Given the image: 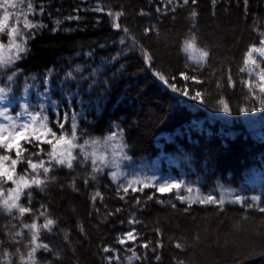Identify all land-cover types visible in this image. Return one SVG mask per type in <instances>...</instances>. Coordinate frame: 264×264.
Instances as JSON below:
<instances>
[{
    "label": "trees",
    "instance_id": "1",
    "mask_svg": "<svg viewBox=\"0 0 264 264\" xmlns=\"http://www.w3.org/2000/svg\"><path fill=\"white\" fill-rule=\"evenodd\" d=\"M9 12L28 50L0 69L8 90L0 110L15 118L21 105L36 112L43 105L57 135L71 133L75 116L76 143L99 141L85 152L104 155L109 166L94 172L77 148L72 168L55 165L43 190H25L31 202L25 195L20 203L32 211L22 220L0 211V264H8L5 252L11 264L27 258L31 232L23 224L42 225L45 209L55 224L40 230L49 250L38 249L37 264H264V111L258 88L243 83L254 78L240 71L264 38V0H24ZM25 19L36 27L25 28ZM193 36L209 53L203 66L183 51ZM185 88L204 103L181 95ZM20 143L25 156L39 153L33 161L49 160V144ZM163 183L181 187L160 192ZM208 196L217 203L192 202Z\"/></svg>",
    "mask_w": 264,
    "mask_h": 264
},
{
    "label": "snow or ice",
    "instance_id": "2",
    "mask_svg": "<svg viewBox=\"0 0 264 264\" xmlns=\"http://www.w3.org/2000/svg\"><path fill=\"white\" fill-rule=\"evenodd\" d=\"M23 2L24 0H0V9H3V16L2 18H0V69L9 68L16 60L21 58L22 53H25L28 50L26 46V39L21 29L9 22L10 18L13 15L11 12H9V9L16 8L18 6V3ZM184 2L188 3V0H184ZM194 2L195 0H193V3ZM28 8H32V4L30 2L28 3ZM192 16L193 18L196 16L195 11H193ZM116 26L119 27V25ZM24 27L31 29L33 27H36V25L30 23L27 19H25ZM4 36L8 37V41L6 44L3 42ZM18 40L21 42H18ZM5 50L8 51L9 55H4ZM183 51L188 55V59L192 61V63L198 64L200 66H203L209 56L208 51L197 47L194 36L190 40H186L184 42ZM254 53L256 55H253ZM257 57H259V59ZM243 63L244 67H241L240 71H247L249 77L254 78L252 80L243 81V83L248 86L249 92H253L254 89L258 88L260 95L254 96V98L259 100V103L261 105L260 110L264 111V66H262L264 65V38L260 39L259 46L252 45L249 47L243 58ZM249 65H251V67H249ZM13 76H15L14 72L11 75H8L7 79L9 81H12ZM181 76L185 80H193L196 83H200V81L196 77L185 75L183 73H181ZM159 78L161 80H164L163 76H159ZM257 81H259L258 84ZM165 83L167 82L165 81ZM231 84L232 77L229 76V85L231 86ZM172 90L175 92L177 91V88L175 86H172ZM7 91V89L0 87V103H2L6 98ZM181 95H185L191 100H199L200 103H204L202 94L199 91H197L195 95H189L187 88H185L181 92ZM54 103L55 102H53V104ZM218 103L222 106V111H224L225 113H228L230 111L229 105L223 99L219 100ZM21 108L22 110L16 113L15 118L7 114L8 109L6 107L0 110V119L6 121V123L0 122V149H4L5 152H11L15 150L16 153L15 158H12L10 155L0 154V211H2L6 215L11 216L13 219H16V213H19V218H21L22 220L26 213H30L32 211L31 208L20 203L21 197L25 195L29 198V202H31L32 193L25 192V190L30 189L33 185L43 190V186L49 179H51V177L48 176V173L55 165L72 168V162L77 158L76 155L73 154L75 149H80V153L84 155L85 160H88L89 158L91 159L94 172L102 170L99 165H109L107 164V160L104 155H97L95 152H85L86 145H95L99 143V141H85L84 144L76 143L78 136L75 116L72 117L73 122L71 133L62 132L61 134L57 135L56 132L48 127V118L43 114V105H40L39 112L30 111L29 107L25 105H21ZM256 110L257 109L255 108L252 109V111ZM241 111H247V109H241ZM22 117H26V119H24L22 122H18ZM65 120L67 121V116H65ZM58 126L61 129H64L63 123L58 124ZM33 140H38L41 143L49 144L51 146V151L49 152H45L43 148H41L40 150L41 152H45V154L49 157V160L47 162L43 159H40L39 161L32 160L31 157L33 155H39V153H29L28 156L24 155L25 152H28V149L23 147V144H21L20 141L31 144ZM114 140H116L115 133H113L109 137H106L104 142L107 143ZM37 146L38 145L33 144V147ZM118 147L122 149L123 145H118ZM9 161L10 163H6ZM21 163H27L28 168L31 169V172L25 169L22 174L17 173L16 167ZM112 175L115 179L116 173H113ZM9 182L11 183V185H13V187L6 189L4 187V184ZM132 183H140V181L137 180L129 182V186H131ZM149 186L150 184L144 183V187ZM180 187V184L163 183L159 185L158 190L160 192H164L172 188L179 189ZM137 190L138 189H133V191ZM187 191L191 192L192 189L188 188ZM124 192H128V187L124 188ZM96 195L98 196L99 193H97ZM177 198L181 199L182 202L184 200L183 197ZM252 199L255 201L257 197H253ZM192 202H199L201 204L217 203V201L211 196L204 198L197 197L196 200H193ZM236 202H239V200H237ZM223 203V200L219 201L220 205H222ZM260 211H264V208H261ZM40 215L45 217V222L42 225H38L35 220L31 224H23V228L29 229L31 232V240L29 242L31 247L29 249L27 258L21 256L22 264H37L35 253L38 251V249L43 248L46 251L49 250L47 244L39 242L40 230L45 229L51 231V226L55 224V221L46 216V209L44 212H41ZM14 235L23 236L24 233L18 231L14 233ZM127 236L130 239L135 238L131 232H129ZM119 242L124 243V240L121 238ZM147 246L148 245H144V247ZM26 247H28V245H26ZM176 247L180 248L181 245L177 244ZM19 251L20 249H17V252ZM105 251H109V249H105ZM8 258L9 253L5 252L4 261H7L8 264H11ZM157 259H159V257H157Z\"/></svg>",
    "mask_w": 264,
    "mask_h": 264
}]
</instances>
